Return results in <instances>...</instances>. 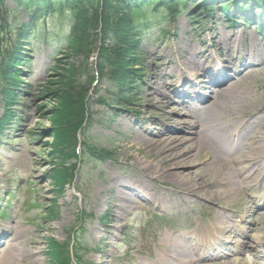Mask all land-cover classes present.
I'll use <instances>...</instances> for the list:
<instances>
[{
    "label": "rangeland",
    "instance_id": "1",
    "mask_svg": "<svg viewBox=\"0 0 264 264\" xmlns=\"http://www.w3.org/2000/svg\"><path fill=\"white\" fill-rule=\"evenodd\" d=\"M237 1L239 0H218L216 3L209 2L206 6L204 0H190L188 12L179 14L169 27L165 25L163 35L159 36L158 28L147 33L142 41L141 72L136 79L140 80V83L129 98L131 105L123 109H112L109 105L101 104L97 95H104L107 99L112 85L104 80L102 86L95 89V83L85 80L91 118L90 129L83 136L89 138L98 149L112 151L114 156L105 161H97L93 156L83 157L75 178L64 195L55 190L50 178V171L55 162L51 149L53 141L51 113L63 105L68 95L64 92L69 88V80L76 76L80 66H86V72L91 79H95L94 81L100 77L97 73L101 70L97 64L102 52L110 54L107 49L109 40L106 39L103 29H98V34H95L97 43L95 41L93 55L89 57V61L86 60L83 51H70L67 57H62L63 62L58 68V63L55 62V44L66 36L67 27L64 19L55 15L39 22L36 37L26 43H19L20 51L25 49L23 54L29 56L25 67L27 73L20 85L23 93H19L16 106L21 118L14 126L15 129H12L13 126L7 127L0 137V202L3 207L0 209V227H10L14 235L17 232L21 234L19 243L11 240L13 233L3 236L0 240V249L21 243L24 253L18 257L15 264H29L25 258L33 252H36L33 264H50L47 256L48 240L54 237L60 242H65L68 236L73 234L75 227H81L85 231L80 238L83 239L86 249L84 256L87 264H176L171 259L167 263L162 261V236L173 231L180 232L186 225L201 226L203 223H210L219 202L216 199L192 198L190 207H184L174 196L172 200L180 206L178 213L158 210L156 207L147 208L143 198H134L136 205L128 214L123 215L121 224L118 225L114 215L118 187L113 182L120 179L126 184H132L143 180L153 194L156 188V193L160 197L166 193L172 195L170 189L174 185L171 181L155 183L152 179H143L140 166L142 164L149 166L151 163L142 157L143 150L134 143L141 128H149L153 134L147 135V138L155 140L158 139L156 135L159 132L166 131V128L159 124L160 119L165 118V108L159 109L146 102L148 84L155 72L154 63L150 61L149 56L156 55L158 58L164 56L163 65L169 72L173 71L174 68L168 65L169 60L173 58L179 62L181 58L179 53H182V50L189 49L190 46H199L203 50L216 46L218 41L215 39V32L212 31L216 28L226 35L233 36L234 33H238L240 43L236 39L238 41L232 46L230 53L238 60L236 66L232 67L233 72L241 70L242 54L251 47L256 46L264 59V0L245 1L244 5H249L245 15L252 23L242 21L233 27L228 24L222 6L230 3L237 7L239 6ZM111 6L116 8L119 5L114 2ZM235 7L230 8L231 15L243 18V13ZM2 9L4 12L12 11L5 13V16L6 21L14 26L27 25L31 21L30 16L22 8H17L13 0H8ZM259 9L262 12L260 16H256L254 11ZM258 20L262 21L263 25L256 24ZM155 36L157 38L153 40ZM40 38H45L46 41H41ZM204 41L205 45L202 44ZM13 47L15 44L11 42L9 48ZM263 63L256 66L250 74L243 76L246 78L242 77L243 79L237 83L236 93L226 103L222 117L232 125L238 122L237 119L242 122L251 120L249 114L264 101ZM226 87L225 84L217 89ZM210 88L211 90L202 91L208 98L215 90L212 86ZM187 91L189 90L183 89V92ZM173 92L174 90L168 91L171 96L168 111H173L175 123L167 129L174 133L173 138L190 137L192 134L188 129L181 130L178 126V122L186 120L187 116L174 113L172 110H179L178 112L181 110L177 107L180 99L173 96L171 94ZM195 104L197 102L193 103ZM2 113L3 106L0 103V116ZM262 123L264 127V120ZM252 128L260 131L256 126ZM249 132V129L243 132V140L248 139ZM80 140L82 142L83 137ZM129 146L132 148L129 149ZM178 171L190 173V178L200 180H210L214 172L212 168H206L202 162ZM124 191L130 193L128 190ZM259 203L261 201H255V206ZM258 207L262 210L255 211L264 213L263 205ZM241 209L242 206L238 203L233 206L235 213ZM53 211L57 213L55 218ZM258 224L262 229L256 236L264 241V216L258 219ZM33 239L38 242L36 249L30 244ZM162 247L167 248L164 245ZM242 258L254 260L250 255Z\"/></svg>",
    "mask_w": 264,
    "mask_h": 264
},
{
    "label": "bare ground",
    "instance_id": "2",
    "mask_svg": "<svg viewBox=\"0 0 264 264\" xmlns=\"http://www.w3.org/2000/svg\"><path fill=\"white\" fill-rule=\"evenodd\" d=\"M212 31L215 32V39L218 41L216 46L210 49L204 48V50L199 46H190L189 49L182 50V53H179L181 57L179 62L173 58L169 60L168 65L174 68L173 71L169 72L163 65L164 56L160 58L156 55L149 56L150 61L154 63L155 72L148 84L149 93H147L146 102L159 109L165 108V118L163 120L161 118L159 124L166 128V133L159 132L156 135L158 139L155 140L147 138V135L153 134L149 128H141L134 143L143 150L142 157L151 163L149 166L145 164L140 166L143 179H152L155 183L171 181L174 186L170 189L172 195L166 193L165 196L160 197L156 193V188L153 194L143 180L126 184L120 179H115L113 184L118 189L114 215L116 223L120 225L121 218L133 209L136 205L134 198L139 195H142L146 207H156L164 211L180 210V206L172 200L174 196L182 202L184 207H190L193 199H216L219 203L215 208V215L210 224H203V229L194 228L187 235L172 233L171 236L162 237L161 244L167 245V248L163 250L162 261L167 263L171 259L177 264H199L198 258L203 257L207 251L221 246L228 238L233 240L231 243L236 244L237 248H233V252L227 248L226 251L231 253L223 256L227 262L221 264L249 263L250 261L246 259L227 257L245 255L250 251L256 253L255 263L263 264L259 256H264V242L259 239L255 241L254 236L259 234L260 225L257 221L255 225H252V221L262 216V214L254 213V201L257 199L264 201V127L262 123L264 101L249 114L251 120L246 122L240 119L236 122L233 118L236 123L232 125L222 117L226 103L237 91V83L246 78V76L243 77L244 75L250 74L256 66L264 62L263 54L257 51L256 46L247 49L241 57L242 72L235 75L236 79H231L232 67L237 60L230 53L235 42L239 40L240 43L238 33H234L233 36L227 34V36L225 32H219L216 28ZM202 44L205 45L206 42ZM240 51L241 49L238 52ZM211 73V77L202 79L205 74ZM225 84L227 87L224 89L216 88H221ZM186 86L190 90L187 93L183 92ZM210 86L215 90L210 98H207L202 91L209 90ZM169 90H174L171 94L180 99L177 107L181 110L178 112L179 110L172 109L174 113L187 116L186 120L178 122V126L181 130L188 129L192 134L190 137L173 138L174 133L167 129L175 123L173 111H168L171 104ZM187 101L199 102L198 107ZM148 113L150 114L151 111ZM252 126L260 128V131L253 130ZM247 129L250 130L248 139L243 140V132ZM128 148L131 149L132 146ZM204 157L206 160L203 161ZM201 162L206 168L214 170L210 180L193 179L190 178V173L178 171L196 166ZM237 203L242 206V209L235 214L233 206ZM236 221H238L237 224H235ZM6 230L7 227L0 230V237L12 232L13 229H8L7 233ZM20 239L21 234L18 232L12 238L17 243ZM241 239H246L248 243L243 244L245 242ZM254 242L258 249L249 247ZM30 244L34 249L38 246L36 239H33ZM23 253L21 243L14 247L3 248L0 264H15ZM35 255L36 252L29 254L25 261L33 264Z\"/></svg>",
    "mask_w": 264,
    "mask_h": 264
},
{
    "label": "trees",
    "instance_id": "3",
    "mask_svg": "<svg viewBox=\"0 0 264 264\" xmlns=\"http://www.w3.org/2000/svg\"><path fill=\"white\" fill-rule=\"evenodd\" d=\"M7 1L0 0V80L4 84L2 91L4 100L7 102L11 100L13 93L6 82L14 83L19 73L18 55L7 50V41L15 36L18 41L22 40L30 34L28 32L30 26H38L41 19L55 15L61 16L69 26L70 34L66 37V45L60 53L67 57L70 51L80 50L86 55L87 61L93 55L92 48L95 41L97 43L95 34L97 35L98 29L102 28L104 35L107 36L106 39L109 40L107 49L110 54L106 52L100 54L97 64L101 70L99 75L112 82L117 91L114 96L119 97L118 93H122L125 88L132 89L133 85H136L133 78L137 72L135 69L138 65L137 61L142 55L140 44L143 34L156 26V21L151 16L164 13L166 14L164 19H170L181 12H187L190 2V0H13L17 8H22L31 18L29 24L18 27L6 21L5 13L11 10L4 12L2 7ZM204 1L207 6L209 2L216 3L218 0ZM245 1L248 0L237 1L239 4L237 7L244 13L249 10L248 4H245L246 8H244ZM112 2L119 6L113 8ZM222 7L228 18H232L230 15L232 4L227 3ZM99 10L100 13H98ZM82 67L80 66L76 76L69 80V88L67 92H64L68 95L63 105L53 114L51 113L54 151L69 158L74 156L72 150L76 144V135L83 127L87 113L85 93L87 91L83 89L82 83V77L87 75V72L85 65ZM1 123L2 120H0ZM68 170L65 165H62L54 177L56 186L60 189L64 188L67 177L71 176ZM53 254L57 264H69V259L62 251L60 252L59 247H53Z\"/></svg>",
    "mask_w": 264,
    "mask_h": 264
}]
</instances>
